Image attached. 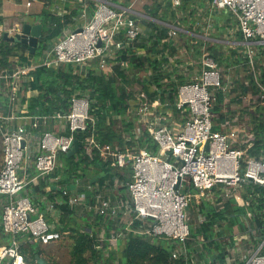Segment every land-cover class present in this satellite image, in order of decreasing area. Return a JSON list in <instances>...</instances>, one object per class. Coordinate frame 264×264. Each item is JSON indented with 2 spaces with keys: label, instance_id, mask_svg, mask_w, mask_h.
Returning <instances> with one entry per match:
<instances>
[{
  "label": "built area",
  "instance_id": "obj_1",
  "mask_svg": "<svg viewBox=\"0 0 264 264\" xmlns=\"http://www.w3.org/2000/svg\"><path fill=\"white\" fill-rule=\"evenodd\" d=\"M69 1L80 2L83 11L73 18L62 37L50 43L36 68L91 66L95 62L97 65L92 69L109 71L120 49L138 50L142 30L133 7L141 0H128L124 5H121L123 0ZM209 1L214 9L228 12L234 20L237 39L231 43L237 50L235 57L245 60L246 73L253 79L248 82L230 76L225 78L223 68L207 52L198 54L193 63H182V57L174 51L173 58L177 62L173 70L181 71L182 79H146L147 84L151 82L148 90L158 98L147 102L146 95L137 94L129 102L128 115L134 114L137 122L145 125L158 146L155 155L144 149L132 153L109 151L106 147L100 148L93 137L84 140L87 150L100 149V156L110 159L113 168L122 169L131 163L132 181L127 184V201L114 202L101 193L97 195L96 214L112 220L121 215L128 217L123 230L110 234L109 248L129 235L157 237L177 244L172 259L188 261L193 258L185 246L190 237L187 208L192 201L203 198L211 202L214 188L218 186L222 201L238 200L237 192L244 184L264 186V155L255 157L247 153L256 141L249 120L251 113L261 117L264 123V83L255 73L256 55L264 50V0ZM88 2L95 3L91 16L86 11ZM170 3L179 9L182 0H170ZM30 5L26 3L27 7ZM56 14L62 16L64 12L59 10ZM177 30L172 27L163 41L177 37ZM4 31L1 25L0 41ZM238 84L244 89L252 87L238 96L240 105L236 102L227 108L230 98H236L234 90ZM218 94L224 97L222 113L226 118L223 122L216 121L213 112ZM169 95L174 96L172 101L167 98ZM89 110V97L78 94L71 97L67 114L56 113L49 117H20L0 105V234L4 238L0 241V264H27L20 251L23 241L19 236L45 246L63 236L54 231L53 225L57 222L53 215L55 204L61 203L62 196L71 208L84 205L85 197L77 191L80 178L69 184L75 186L74 191L64 187L55 202L45 203V210L54 219L52 222L38 211L25 191L30 184L37 185L40 178L53 173L58 165V154H67L76 139L75 134L84 133L88 123H93ZM49 119L63 123V134L33 132ZM197 220L201 223L203 216L198 215ZM135 222H140V227L135 228ZM241 264H264V239Z\"/></svg>",
  "mask_w": 264,
  "mask_h": 264
},
{
  "label": "trees",
  "instance_id": "obj_2",
  "mask_svg": "<svg viewBox=\"0 0 264 264\" xmlns=\"http://www.w3.org/2000/svg\"><path fill=\"white\" fill-rule=\"evenodd\" d=\"M35 1L42 2L44 5L38 16V23L42 25V38L39 48L32 55L40 56L46 46L50 45L53 40L62 37L63 32L73 23V18L80 16L83 10L80 4L71 1L66 7L69 14L58 16L48 10L53 0ZM94 8L95 3L88 2L86 11L89 16ZM2 24L3 19L0 17V26ZM120 50L117 53L121 54L118 61L126 62V57H124L126 54ZM17 51L29 53L24 46L9 48L7 43L0 41V71L9 69L8 58ZM211 56L220 67L224 65L218 54H211ZM255 61L257 79H261L264 83L263 49L259 50ZM236 62L244 63L242 66L243 79H253L252 75L246 73L245 60L239 58ZM96 65L97 63L94 62L92 67H96ZM129 66L140 70L141 63L136 64V59L132 57ZM120 67L115 68L116 77L112 78H110L112 75L108 70L97 72L93 68V70L86 71L85 74L72 65L38 67L30 73L31 87L39 90L41 94L27 100L25 111L27 116L43 117L53 116L56 113L67 114L70 110L71 97L78 94L89 97V114L93 123H88L84 133L75 134V138L79 141V152L73 156L59 153L57 156L58 165L54 172L40 178L37 185L30 184L25 195L32 199L33 205L41 213L45 210V203H41L40 199L45 198L46 201L55 202V199L61 196L64 187L77 178L81 179L77 191L80 195H84V205L71 208L63 196L60 199L62 200L61 204H55V209L60 211L61 216L60 221L53 222L54 231L59 233L70 231L72 233L70 238L73 243L69 248L70 264H89L90 262L93 264H241L251 253V250L264 239V186L252 183L244 184L239 189L242 204L237 203L234 198L222 201L219 198L221 187L218 186L214 188V191L218 192L216 193V204L202 198L195 205L194 215L196 217L203 216V221L197 225L190 224V237L185 246L188 252L193 254V258L188 261H184L182 258L172 259V252L178 248L175 242L141 235L127 236L123 243H119L121 246L117 253L108 252L107 239L110 234L120 231V229L123 230L125 225L120 224L119 217L112 220L96 214L94 209L99 201L97 195L101 193L104 198L112 200L113 196L110 195V192L113 179L119 181L123 191L127 189V184L132 181L131 163L128 162L122 169L113 168L110 159L100 156V149L87 150L83 142L85 139L93 137L100 148L106 147L109 151L116 152L129 151L132 153L144 149L151 155H155L158 150V146L151 139L146 128H140L138 134L134 132L135 125L133 120H129L128 110L129 102L135 97L133 92H128L124 88L127 78ZM227 67L224 66L225 69ZM116 79H123L122 85L117 83ZM143 89H147V87L143 86ZM256 90L254 87V91ZM234 92L237 94L236 98L230 99L226 103L227 108L231 104L239 103L237 98L244 94L243 85L238 84ZM155 95L157 94L155 93ZM154 96L150 95V99H153ZM167 98L172 101L174 96L169 95ZM223 102L224 97L218 94L213 108L218 122H223L225 118L222 113ZM3 104L9 113L11 108L9 99H6ZM251 119L256 141L247 153L250 156L259 157L264 155V123H260L259 118L252 116V113ZM254 121H258V123ZM90 171L102 174V177L91 183ZM89 187L96 188L90 190ZM105 189H108L109 193H104ZM1 200L2 197H0ZM220 201L222 203L217 205ZM87 207L91 209L87 210ZM80 210L82 215L85 214V218H92L96 223L105 227L102 242L99 241L97 232L92 229L89 228V231V229H81L79 226L74 227L67 224V221L71 220L72 216H75L76 212L78 213ZM133 226L140 227V222H135ZM236 231L239 235L247 236V239L237 241L235 239ZM18 239L23 241L20 251L27 262V250L23 248V245L30 246L32 242L27 241L24 236H19ZM35 255L40 256L41 252H32L31 264H37Z\"/></svg>",
  "mask_w": 264,
  "mask_h": 264
},
{
  "label": "crops",
  "instance_id": "obj_3",
  "mask_svg": "<svg viewBox=\"0 0 264 264\" xmlns=\"http://www.w3.org/2000/svg\"><path fill=\"white\" fill-rule=\"evenodd\" d=\"M127 1L128 0L121 1V5L126 4ZM27 2L31 3L30 7L26 6ZM69 2V0H53L48 10L55 14L59 10H63L64 15L69 14V11L66 9V7L69 6ZM79 3L80 2L77 4ZM43 7L44 5L42 2L35 0H0V17L3 19L2 26H4L7 32L13 34L15 28H21L24 23L30 25L38 24V16L41 14ZM133 9L135 13L134 17L142 30V36L136 47L138 50L129 51V49L123 48L120 51L126 54L124 57H126L127 61L123 63H121L122 60L118 61L121 54H117V59L111 62V67L108 69L110 75H112L110 78H112L115 76V68L121 66L120 69L127 78L125 79L126 84H124V88L126 90L129 89L127 86L129 84L138 86V89L133 92L134 96L137 94L146 95L145 100L147 102L150 101V95L154 96V93L148 90V84H151V82L147 84L146 79H155V81H157V79H182V77L179 76L181 75V71L176 72L173 70V64L177 62L173 58L174 51H177L176 55L182 57V63H193L196 61L197 55L203 52L218 54L224 63L221 68L224 70L225 78L228 76L232 77V79L244 78L242 70L240 71L241 75L239 77L235 75V70L242 69V67H239L241 62H236V60H239L238 57H235L237 50L233 49L231 43L233 40L237 39L235 35V22L228 12L214 9L209 0H182V5L179 9L172 7L170 0H141L134 5ZM172 27L179 30L177 37L170 38L167 42H164V38L167 37ZM7 45L9 48L16 47L9 43H7ZM48 48L49 45L46 46L40 56H32L33 54L23 53V51L13 52V55L9 56V69H2L0 71V105L2 108L5 109L3 102L9 99L10 111H12L14 115L20 117H36L27 116L25 113L27 100L41 94L39 90L31 87L32 78L30 73L36 70V66L44 59L43 54ZM166 51L170 52L166 53ZM132 57L136 59V64L141 63L140 70H137L133 66H129L130 58ZM120 63L121 65H119ZM225 65L228 66L226 69L224 68ZM76 67L85 74L87 73L86 71L93 70L91 68L92 65H80L74 68ZM95 69L97 72L101 71L97 68ZM116 80L117 83H121L122 85L123 79H121V81H118V79ZM143 86L147 87V89H143ZM251 87L247 86L244 92H249ZM153 98H158V95H155ZM130 118L136 119L137 121L134 114ZM24 122L27 127L31 129L29 126L30 122L28 120ZM138 124L145 128L142 122ZM62 128L63 123L61 121L49 119L45 124H40L38 130H33V132L40 133L42 131H48L54 134H63ZM100 177H102V174H96L92 171L89 172L90 182L94 178L96 179L94 182H96ZM113 181L112 192H110V195L113 196L112 201L120 202V199L127 201L129 198L127 189L123 191L119 181L114 179ZM105 190L104 193H106L108 189ZM107 193H109V191ZM216 193L218 192L215 191L212 198L214 204H216L215 201L217 199ZM237 194V203H243L239 192H237ZM124 197L125 199H123ZM60 201L62 202V200ZM46 202L50 201H41V203ZM41 214L47 216L50 222L54 220L46 210L42 211ZM53 215L57 222L60 221L61 215L59 210L54 212ZM72 217L71 220L67 221V224L70 226H79L81 229L90 228L92 231L97 232V235L105 234V227L96 223L92 218H85L86 216L85 214L82 215L81 210L78 213L76 212V215ZM127 218V216H119L118 219L120 224L126 226ZM71 234L70 231L61 233V235ZM235 237H240V235H235ZM0 241H4L2 235L0 236ZM121 243H123V241Z\"/></svg>",
  "mask_w": 264,
  "mask_h": 264
},
{
  "label": "rangeland",
  "instance_id": "obj_4",
  "mask_svg": "<svg viewBox=\"0 0 264 264\" xmlns=\"http://www.w3.org/2000/svg\"><path fill=\"white\" fill-rule=\"evenodd\" d=\"M242 65H239V67H241ZM242 69H237V71L235 70V75L236 76H240ZM250 79H247V81L249 82ZM129 89H127L129 92H134V90L138 89L137 85L134 84H129L127 85ZM231 99V98H230ZM254 113V112H253ZM253 116V115H252ZM131 117V116H130ZM249 118V117H248ZM129 120H133L134 125H135V132H138V130L140 128H143L140 124H138V122L136 121V119L133 118H129ZM250 122H252L251 117L249 118ZM255 123H258V121H254ZM253 122V123H254ZM259 122L262 123L263 119L261 117H259ZM1 145V144H0ZM0 163H1V151H0ZM108 192V191H107ZM112 192V191H111ZM125 198V197H124ZM200 202V198L195 199L194 201H192L190 203L189 208H187V214L189 216V223H193V224H197L199 221L197 220V217L194 215V211L195 210V205L197 203ZM211 202H213V200H211ZM240 204H242L240 202ZM32 219L35 218L34 216L31 217ZM235 235H239V233H237V231L235 232ZM243 237H245L247 239V236L245 235H240V237H235V239L237 241H239V239H243ZM98 239L99 240H103L104 239V235H98ZM23 243V242H21ZM73 243L72 239L70 238V235H63L61 236V238L58 241L52 242L49 245L45 246V245H40L38 243L32 242L30 246H25L23 245V248H25L27 250L26 256H27V264H31V255L33 251H40L41 255L40 258H42L47 264H70V253H69V248L70 245ZM120 244L119 242L116 243L115 246L112 247H108V252L109 253H117L118 249H120ZM120 251V250H119ZM233 253V252H231ZM29 262V263H28ZM89 264H93L92 262H90Z\"/></svg>",
  "mask_w": 264,
  "mask_h": 264
},
{
  "label": "water",
  "instance_id": "obj_5",
  "mask_svg": "<svg viewBox=\"0 0 264 264\" xmlns=\"http://www.w3.org/2000/svg\"><path fill=\"white\" fill-rule=\"evenodd\" d=\"M41 38L42 25L40 23L35 25L24 23L21 28H15V32L13 34L4 31L1 40L14 46H24L29 53L34 54L36 49L40 46ZM78 152L79 141L75 139L72 143L71 149L67 152V156H73ZM95 180V178L92 179L91 183H93ZM66 189L69 191H74L75 186L69 185L66 187ZM35 259L37 264H47L42 258H40L39 255H35Z\"/></svg>",
  "mask_w": 264,
  "mask_h": 264
}]
</instances>
